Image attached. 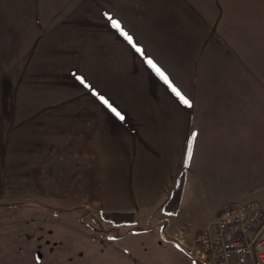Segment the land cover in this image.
<instances>
[{
	"label": "crops",
	"instance_id": "obj_1",
	"mask_svg": "<svg viewBox=\"0 0 264 264\" xmlns=\"http://www.w3.org/2000/svg\"><path fill=\"white\" fill-rule=\"evenodd\" d=\"M98 13L95 33L78 48L84 83L108 104L88 101L90 94L72 105L12 103L8 79H2L0 193L10 189L12 167L19 189L26 190L27 174L37 184L43 143L58 146L59 133H66L69 153L72 146L86 162L122 168L135 201L121 211L135 210L138 227L160 214L169 231L198 230L227 204L258 200L264 207V0H98ZM149 58L190 106L146 63ZM59 111L68 117L63 126ZM28 138L35 145L33 166ZM189 143L181 201L167 215L162 206Z\"/></svg>",
	"mask_w": 264,
	"mask_h": 264
},
{
	"label": "rangeland",
	"instance_id": "obj_2",
	"mask_svg": "<svg viewBox=\"0 0 264 264\" xmlns=\"http://www.w3.org/2000/svg\"><path fill=\"white\" fill-rule=\"evenodd\" d=\"M98 20V0H0V85L8 79L10 101L72 105L90 94L88 101L98 102V90L81 83L78 48ZM59 113L63 126L68 117ZM65 134L59 133L58 146L43 143L37 184L27 174L26 190L19 189L12 167L10 189L0 193V264H198L195 234L201 229L169 231L158 210V218L142 220L137 230L99 219V211L133 208L129 178L121 167L118 173L98 160L86 162L72 146L69 153ZM34 146L28 138L32 166Z\"/></svg>",
	"mask_w": 264,
	"mask_h": 264
},
{
	"label": "built area",
	"instance_id": "obj_3",
	"mask_svg": "<svg viewBox=\"0 0 264 264\" xmlns=\"http://www.w3.org/2000/svg\"><path fill=\"white\" fill-rule=\"evenodd\" d=\"M264 207L258 200L227 204L195 234L203 264H264Z\"/></svg>",
	"mask_w": 264,
	"mask_h": 264
},
{
	"label": "trees",
	"instance_id": "obj_4",
	"mask_svg": "<svg viewBox=\"0 0 264 264\" xmlns=\"http://www.w3.org/2000/svg\"><path fill=\"white\" fill-rule=\"evenodd\" d=\"M188 152H189V145L186 151L185 156V163L182 164V167L176 173L174 177L175 188H173L170 193L169 197L162 206V211L164 214L167 215H174L177 211V207L181 201L183 188L185 184V165L188 161ZM99 219L109 223L112 227L118 226H131L132 229H138V222H137V212L135 210L131 211H99ZM141 230V229H140Z\"/></svg>",
	"mask_w": 264,
	"mask_h": 264
},
{
	"label": "snow or ice",
	"instance_id": "obj_5",
	"mask_svg": "<svg viewBox=\"0 0 264 264\" xmlns=\"http://www.w3.org/2000/svg\"><path fill=\"white\" fill-rule=\"evenodd\" d=\"M109 20L111 21L112 27L119 30L121 35L129 42V44H132V46L135 48V50L137 52L142 53V49L137 47L134 42H133V38L125 31H123V29L121 28L120 22L109 17ZM146 63L161 77L162 80H164V82L166 84H168V86L170 87L171 91L177 96V98L180 100V102L182 104L188 105L190 106V102L189 100L171 83V81L169 80L168 76L164 73V71L158 67L154 61L152 59H147ZM81 79V83H84L83 78ZM87 86V85H86ZM101 100L105 103L108 104V102L106 100H104L103 97H101ZM109 107H111V105H109ZM114 112L116 111L115 109H112ZM118 116L120 115L118 112L116 113ZM121 119H123V117H120ZM195 137V133H193V138ZM188 157H191V143H189V152H188ZM111 239V237H110Z\"/></svg>",
	"mask_w": 264,
	"mask_h": 264
}]
</instances>
